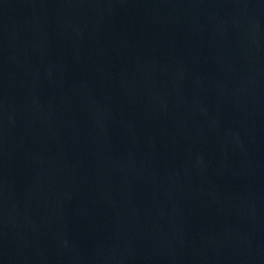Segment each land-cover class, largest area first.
<instances>
[{"label": "water", "instance_id": "1", "mask_svg": "<svg viewBox=\"0 0 264 264\" xmlns=\"http://www.w3.org/2000/svg\"><path fill=\"white\" fill-rule=\"evenodd\" d=\"M0 264H264V0H0Z\"/></svg>", "mask_w": 264, "mask_h": 264}]
</instances>
